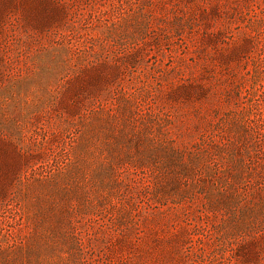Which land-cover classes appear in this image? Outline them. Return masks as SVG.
Segmentation results:
<instances>
[{
    "label": "rangeland",
    "instance_id": "1",
    "mask_svg": "<svg viewBox=\"0 0 264 264\" xmlns=\"http://www.w3.org/2000/svg\"><path fill=\"white\" fill-rule=\"evenodd\" d=\"M0 264H264V0H0Z\"/></svg>",
    "mask_w": 264,
    "mask_h": 264
}]
</instances>
